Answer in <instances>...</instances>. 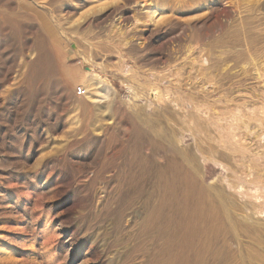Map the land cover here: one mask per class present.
Returning <instances> with one entry per match:
<instances>
[{
	"label": "rangeland",
	"instance_id": "1",
	"mask_svg": "<svg viewBox=\"0 0 264 264\" xmlns=\"http://www.w3.org/2000/svg\"><path fill=\"white\" fill-rule=\"evenodd\" d=\"M261 167L264 0H0V264H250Z\"/></svg>",
	"mask_w": 264,
	"mask_h": 264
},
{
	"label": "bare ground",
	"instance_id": "2",
	"mask_svg": "<svg viewBox=\"0 0 264 264\" xmlns=\"http://www.w3.org/2000/svg\"><path fill=\"white\" fill-rule=\"evenodd\" d=\"M232 2V1H231ZM232 4V3H231ZM235 8V7H234ZM227 10L224 8V11ZM213 53V52H212ZM154 91V90H153ZM160 92V91H159ZM106 93V92H105ZM161 96V95H160ZM205 107V106H204ZM258 112V111H257ZM259 117V116H258ZM237 118V117H236ZM260 118V117H259ZM261 119V118H260ZM236 122V120H235ZM234 130V129H233ZM176 141V140H175ZM248 168H251V167H248ZM259 172H261V175L264 177V167H261V169L259 170ZM244 186L242 185V183H238L236 188L238 190L237 194L239 192H242V188ZM243 193V192H242ZM259 198L262 199V202L258 201L256 202ZM255 199V198H254ZM256 201H249V205L251 206V211H252V214L253 216L254 215H258L260 212H263L264 213V194H260L259 196L256 197L255 199ZM226 206V205H225ZM227 210V209H226ZM244 214V213H243ZM247 215V214H246ZM256 223V231H261L262 233H264V223H261L259 221V219L255 222ZM258 226V227H257ZM263 226V227H262ZM259 244V242H258ZM257 244V245H258ZM262 252H257L255 253V257L253 260H251V263L250 264H264V245L262 244H259ZM242 262V261H241Z\"/></svg>",
	"mask_w": 264,
	"mask_h": 264
},
{
	"label": "built area",
	"instance_id": "3",
	"mask_svg": "<svg viewBox=\"0 0 264 264\" xmlns=\"http://www.w3.org/2000/svg\"><path fill=\"white\" fill-rule=\"evenodd\" d=\"M87 93V89L84 86H79L77 88V94L78 95H85Z\"/></svg>",
	"mask_w": 264,
	"mask_h": 264
}]
</instances>
